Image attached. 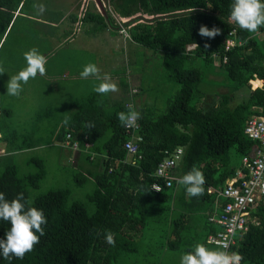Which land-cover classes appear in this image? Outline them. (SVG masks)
<instances>
[{
	"label": "trees",
	"instance_id": "trees-1",
	"mask_svg": "<svg viewBox=\"0 0 264 264\" xmlns=\"http://www.w3.org/2000/svg\"><path fill=\"white\" fill-rule=\"evenodd\" d=\"M107 2L115 14L129 18L125 24L130 26L131 40L160 52L167 77L179 85V90L169 99L166 110L157 116H151L145 108L137 110L134 102L135 110L141 113L139 134L143 137L139 147L141 159L136 164L122 162L127 155L124 142L128 137L117 113L127 111L126 102L101 103L95 96L79 103L68 127L57 132L56 137L61 144L70 132L81 143L92 144L88 152H84L85 160L102 166V170L89 175L95 189L88 195V201L95 210L89 213L81 201L68 204V189H53L38 195L30 206L43 210L48 221L44 226L46 234L32 252L22 260L12 259L11 264H116L124 255L137 252L135 238L142 235L153 211L166 214L163 217L167 220L171 204L186 206L190 212L203 204L212 207L217 198L207 192L208 187H221L242 168V158L255 145V141L244 134V126L249 117L264 116V27L250 33L230 22L233 0ZM25 4L26 0H0V30L3 31L0 40L9 25H13L14 13L18 9L22 11ZM92 5L93 9L86 10L82 19L95 24L96 30L109 27L119 32L114 12L106 7L102 14L94 1ZM144 14L151 17L145 18ZM201 26L210 30L219 28L221 34L214 39L201 37L198 34ZM232 29H235L236 40H247V43L224 51L225 40ZM190 45L195 47L188 49ZM224 56L227 57L225 62ZM195 58L215 65L231 83V89L218 94L217 101L213 98L210 104H206L208 94L199 88L201 71L188 66ZM254 79L261 80L262 86L252 89L249 82ZM87 125L94 127L89 129ZM177 147L183 148V155L174 168L172 185L160 192L152 191L151 184L156 180L154 172L165 158L164 151ZM230 149L239 156L235 167H228ZM90 151L98 155L91 158ZM100 155L106 157L100 159ZM193 165L205 177L204 194L186 199L185 188L176 181ZM38 167L35 173L20 177L16 165L8 163L0 173V192L9 201L23 192L28 200L29 188H36L45 175L41 163ZM78 175L75 179L79 183L86 178L82 173ZM251 216L258 223H250L245 233L236 235L232 251L243 256L241 264H264V203L252 210ZM205 224L208 234L220 228L208 220ZM10 227V223L0 221V239L5 238ZM106 231L114 234L115 246L105 242ZM0 264H9V261L0 257Z\"/></svg>",
	"mask_w": 264,
	"mask_h": 264
},
{
	"label": "rangeland",
	"instance_id": "rangeland-1",
	"mask_svg": "<svg viewBox=\"0 0 264 264\" xmlns=\"http://www.w3.org/2000/svg\"><path fill=\"white\" fill-rule=\"evenodd\" d=\"M49 1L26 0L21 14L42 15L33 8V4L40 3L45 6ZM102 2L105 8H110L114 12L113 7L108 5L107 0H102ZM96 7L100 11L99 7ZM143 16L145 18L151 17L145 14ZM36 24L31 19L19 17L11 29L8 27L0 40V67L5 70V73L0 75V112H2L0 129L8 137L10 148L24 149L37 144L46 147L21 151L15 158L17 174L20 177L35 173L39 169L38 163H41L42 169L45 171V175L38 182V186L29 188L28 200L31 203L38 195L49 190L68 189L70 192L68 204L73 201H81L85 203L87 211L93 213L95 210L94 205L88 201V195L95 189V183L89 177V175L94 174L91 171L94 166L93 163H86L90 168V172L82 171L81 168L78 169L73 165H64L62 162L64 155L61 156L60 149L53 144L55 140L53 136L56 134L51 131L55 129V121L60 117V114L67 112L68 102H66V99L48 100V96L43 95L41 92L27 95L25 84H22L23 90L18 97L7 96L6 85L10 80V76L18 74L26 67L24 66L25 63H20L24 57V52L27 51L25 49L37 48L41 50V48L52 45L51 38H57L58 36V29L52 27L48 30L45 29V32L49 34V41H47L43 28L38 27ZM2 33L3 31L0 30V38ZM98 35L102 38V42L99 44H106L102 37L103 31L98 30ZM109 42L112 47L119 46L116 39ZM139 46L138 50H128L124 55L122 53L116 55L111 60L112 65L109 69L113 71V74L117 73L116 77L123 81L125 85L127 81L126 74L118 70L122 68L126 72L124 66L127 59H135L133 67L135 71L138 67V71L142 74V82L139 85L138 94L131 93V96H133H130L127 101L133 100L138 110L145 108L151 116H157L166 110L169 99L176 95L179 85L168 79L167 72L162 65L160 52ZM188 66L196 67L201 71L202 83L199 88L200 91L203 90L208 94L206 104H210L213 98H215L214 102L217 101L218 97L216 96L218 94L220 95L231 89V83L226 80L224 72L216 68L215 65L205 63L201 58H195L189 61ZM101 71L106 73L104 70ZM103 72L101 74H104ZM87 81L93 85L92 90L101 82L94 77H89ZM118 96L120 95L116 96V93H113V102H116L115 100L123 101L121 98L115 99ZM105 99H107V96H105ZM38 114L39 116H37ZM229 156L228 167H235L239 164V156L233 149H230ZM32 157L37 158L40 162L33 161ZM69 162H74V159L71 158ZM8 163L9 161L6 160L0 161V173ZM78 173H82L86 177L80 183L75 179L76 176H79ZM159 212L156 211L155 213L153 211L152 214L150 213L151 216L148 217V224L142 230V235L135 238L138 246L137 252L124 255L116 264H180L181 256L187 253L186 249L190 248L192 250L196 243L191 241L193 237L198 236V233L195 234L193 231L189 235L190 238L186 236L180 240L181 247L178 252L171 251L164 246V243L166 244L169 239L170 226L161 219L164 215ZM187 233L186 230V235Z\"/></svg>",
	"mask_w": 264,
	"mask_h": 264
},
{
	"label": "crops",
	"instance_id": "crops-1",
	"mask_svg": "<svg viewBox=\"0 0 264 264\" xmlns=\"http://www.w3.org/2000/svg\"><path fill=\"white\" fill-rule=\"evenodd\" d=\"M93 1L94 0H50L48 3H46L47 5L45 4L46 11H44L42 15H22V12L19 9L14 13L12 22L14 21L15 23L19 17L31 19L37 23L36 25L38 27L43 28L47 41H49V34L45 32V29L48 30L50 27L56 30L58 29L57 38H51L52 45L41 48V50L38 49L39 53L44 55L47 60L45 65L46 74L43 76L38 74L35 79H30L29 82L25 84V93L27 95L41 92L43 95L48 96V100L58 101L66 99V102H68L66 106L67 112L65 114H60V117L55 121V129L51 131L55 134H57V132L63 128L66 129L68 127V124L72 120L74 112L76 111L79 103L85 99L96 96L101 103L110 104L114 101L113 93L106 95L107 99H105V96L102 97L92 90L93 85L87 81L88 79H81L80 73L83 71L85 65L94 63L101 70H104L107 74H109L111 77V82L115 83L119 88V91L116 92V96H120L115 99L121 98L123 102L129 101H127V99L131 96V93L138 94L139 85L142 82V74L138 71V67H136V71L133 67L135 59H127L124 66L126 72H124V70L119 67L120 69L118 71H122L123 74H126V76L124 75L127 79L125 85L123 84V81L116 77L117 73L113 74V71L109 69V67H111L110 65H112L111 60L116 55L120 53L124 55L128 50H138L140 46L131 40L130 35L129 37H125L123 34L116 31V29L109 27L99 30L103 31L102 37L104 43H106L104 45H100L99 43L102 42V38L99 35L97 36L98 30H96L95 24L88 21L86 22L82 19L86 10L93 9ZM11 25L12 23L9 26L11 27ZM110 39H116L119 46L112 47L109 45V41H111ZM25 50L29 51V48ZM11 58L12 56L10 59ZM20 63H25L24 66H26L27 62L24 57ZM255 81H258L259 84H255ZM249 83L252 89L262 86V81L259 79L251 80ZM134 90L136 92H134ZM137 100L140 101L139 99ZM37 116H39V114ZM66 119L68 120L67 124L64 123ZM53 137L55 138L53 144L60 149L61 156L64 155V160H62L64 165H73L78 169L81 168L82 171L90 172V168L86 165V163L91 162L86 161L84 157V154L87 153L88 150H84L82 148L81 151L75 153L71 152L61 147V141L57 140L56 135ZM0 142V161L2 162L6 160L9 161V163H13L15 165V158L21 151H29L32 149L45 147L42 144H37L28 146L24 149H17L15 147L10 148L8 145L9 139L6 137L3 131H0ZM93 153H95V158L98 153ZM101 156L103 157L104 155H100V159L102 158ZM71 158L74 159V162L70 163L69 161ZM31 159L35 162H39L37 158L32 157ZM93 165V169L91 170L92 172L102 170L101 165L98 166V164H94V162ZM89 177L92 179L91 176ZM187 197L188 196L185 193V198L187 199ZM222 203V199H216L212 207L209 206V204H203L200 207L195 206L199 207V209L193 212L188 211V207L186 206L183 207L178 204H171L168 210L169 219L165 220L164 217L161 218L170 226V231L168 232L169 239L167 240L166 244L164 243V246L171 251L178 252L181 247L180 240L186 236L190 238L189 235L193 231L195 234L198 233V236L193 237L191 241L192 243H203L210 250L213 249L212 246L206 242L207 236L210 233L208 234L205 221H207L211 216H217ZM164 216H166V214ZM174 220L177 221L174 222ZM209 223L212 222L209 221ZM213 224L217 225L215 223H212V225ZM186 230L188 232L187 235ZM172 236L173 238H171ZM186 251L189 252L191 249L187 248Z\"/></svg>",
	"mask_w": 264,
	"mask_h": 264
},
{
	"label": "clouds",
	"instance_id": "clouds-1",
	"mask_svg": "<svg viewBox=\"0 0 264 264\" xmlns=\"http://www.w3.org/2000/svg\"><path fill=\"white\" fill-rule=\"evenodd\" d=\"M33 8L40 14L46 11L45 6L34 3ZM230 22H234L242 31L256 33L264 27V3L261 0H233L230 5ZM201 37L214 39L221 34L219 28L213 27L211 30L207 26H201L198 33ZM247 43V40L242 41ZM26 67L18 74L10 76L8 81L7 96L18 97L21 93L22 84H27L30 79H35L37 75L46 74V57L39 53L38 49L32 48L24 53ZM5 70L0 67V75ZM81 79L94 77L101 81L93 91L101 96L119 91L118 86L111 82L109 74H101V69L94 63L84 66L80 73ZM127 111L117 113V119L124 128L137 126V121L141 119V113L135 110L134 105H126ZM65 124L68 123L66 119ZM93 128L94 125H87ZM176 183L186 190L189 197H200L204 194L205 177L203 172L193 165L191 170L182 177L177 178ZM31 201L26 200L24 193L20 192L12 200H8L5 194L0 192V221L10 223L11 227L6 232L5 238L0 239V257L8 260L11 264L12 259H23L26 254L32 252L40 238L46 233L44 226L47 218L43 210L30 206ZM39 233V235H37ZM99 235V233H97ZM105 242L115 246L114 234L111 231L104 233ZM243 256L239 252H229L227 245L223 250H210L203 243H197L192 250L181 256L180 264H241Z\"/></svg>",
	"mask_w": 264,
	"mask_h": 264
},
{
	"label": "built area",
	"instance_id": "built-area-1",
	"mask_svg": "<svg viewBox=\"0 0 264 264\" xmlns=\"http://www.w3.org/2000/svg\"><path fill=\"white\" fill-rule=\"evenodd\" d=\"M113 16L118 24L119 32L125 37H129L128 28L130 26L125 24L129 18H123L118 14H113ZM235 34V29L228 33L224 51L241 45L242 42L235 39ZM194 47L195 45H190L188 49ZM213 56L216 58L217 54L215 53ZM226 58V56L223 57V62L226 61ZM134 92L136 91L134 90ZM125 105H134V102L130 100ZM124 129L128 137L124 142L127 155L122 162L136 164L137 160L141 159L139 147L143 141L142 135L139 134L140 123L137 121L136 127ZM244 134L255 141V145L251 152L242 158V168L236 170L235 174L218 189L212 186L207 189L209 194H214L217 199H222L223 203L217 216H211L208 219L220 228L215 233H210L206 242L219 250H223V246L227 245L229 252H233L232 247L236 243V235L245 233L250 223H258L256 218L251 216V211L259 204L264 203V116L249 117L245 121ZM60 145L63 149L74 153L81 151L82 148L88 150L92 146L89 141L81 143L70 132L66 133ZM164 154L165 158L158 163L154 172L156 180L151 184V190L154 192H160L172 185L173 171L182 158L183 148L165 150ZM94 155L95 153L90 151V157L92 158Z\"/></svg>",
	"mask_w": 264,
	"mask_h": 264
},
{
	"label": "water",
	"instance_id": "water-1",
	"mask_svg": "<svg viewBox=\"0 0 264 264\" xmlns=\"http://www.w3.org/2000/svg\"><path fill=\"white\" fill-rule=\"evenodd\" d=\"M96 3V6L99 7L100 11L102 12V14H105V5L103 4L102 0H94Z\"/></svg>",
	"mask_w": 264,
	"mask_h": 264
}]
</instances>
